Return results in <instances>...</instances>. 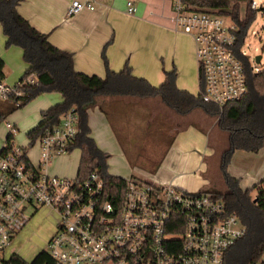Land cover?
<instances>
[{
	"label": "built area",
	"instance_id": "built-area-1",
	"mask_svg": "<svg viewBox=\"0 0 264 264\" xmlns=\"http://www.w3.org/2000/svg\"><path fill=\"white\" fill-rule=\"evenodd\" d=\"M107 0H72L68 17L94 11ZM144 0H123L133 16ZM250 8L258 10L256 0ZM263 9V8H262ZM166 18L175 32L189 35L202 81L201 101L218 108L247 94L244 67L237 48L238 26L229 17L190 8L169 0ZM249 63L254 72L256 64ZM35 83L34 75L15 84L0 82V105L17 106L21 88ZM5 127L15 130L8 122ZM77 133V114L65 112L60 123L38 140V161L28 156L31 146L12 139L0 149V264H32L8 248L40 209L57 216L45 250L53 264H223L224 254L246 236L235 213L215 194L193 193L171 183L123 178L116 188L98 171L86 178L50 174L51 161L69 153ZM113 189L120 191L111 192ZM41 252V251H40Z\"/></svg>",
	"mask_w": 264,
	"mask_h": 264
},
{
	"label": "trees",
	"instance_id": "trees-1",
	"mask_svg": "<svg viewBox=\"0 0 264 264\" xmlns=\"http://www.w3.org/2000/svg\"><path fill=\"white\" fill-rule=\"evenodd\" d=\"M21 0H0V26L6 47L16 46L22 51L26 68L19 81L34 75L35 83L21 88L22 96L17 106L0 105V123L15 110L21 108L41 93H56L61 102L41 111L39 123L26 133L29 146H38L39 138L56 127L62 115L70 109L77 114V133L69 146V152L78 148L80 158L76 177L84 179L98 171L107 183L120 188L124 179L107 172L109 155L100 151L89 137L86 111L99 105L100 100L112 98H158L163 104L180 113L196 107L214 118V129L222 133L225 143L217 154V170L223 189H207L235 213L246 228V236L227 250L223 264H257L264 253V178L249 188H241L238 178L227 173V167L235 151L257 153L264 144V71L254 72L248 57L239 56L244 67L247 94L239 101L218 108L201 101L199 93L192 96L175 86V71L164 72V81L158 87L131 74L127 65L119 72L106 70L103 77L86 75L73 68L72 54L53 46L17 12ZM190 8L213 15L231 18L238 26L240 49L246 31L254 20L256 10L250 8V0H183ZM104 59V58H103ZM105 61V59H104ZM106 64V61H105ZM0 60V82L4 78ZM18 81V82H19ZM200 90H202V81ZM12 139L7 133L5 141ZM111 192L120 191L113 189ZM254 193V194H253ZM18 264L22 262L16 258ZM32 264H53L48 253L41 251Z\"/></svg>",
	"mask_w": 264,
	"mask_h": 264
},
{
	"label": "crops",
	"instance_id": "crops-1",
	"mask_svg": "<svg viewBox=\"0 0 264 264\" xmlns=\"http://www.w3.org/2000/svg\"><path fill=\"white\" fill-rule=\"evenodd\" d=\"M71 1L21 0L16 9L18 14L27 20L33 28L42 34H46L48 41L53 46L72 54L75 71L86 75L103 77L106 70L119 72L127 65L130 67L131 74L134 77L144 79L151 86L158 87L159 85L156 86L155 82H158V84L163 83L165 70L163 69L161 72L158 63L154 60L151 64H147L143 58L142 51L140 53L135 50L134 45L131 43L134 28L131 26L122 28L120 25L121 21L130 20V23L133 22L132 19L134 18L125 13L123 0H107L98 4L94 11L84 10L68 17L66 9ZM152 6L153 0H144L139 3L137 11L140 14H149L153 12ZM161 23L168 27H165L166 29L172 31L168 18H163ZM184 35L190 37L187 34ZM190 39L193 44L191 37ZM4 42L5 38L3 36L2 38L0 37V60L3 63V82L13 71L10 54L18 58L22 52L18 48L4 50ZM189 53L173 57V70L176 75L175 86L177 85L176 88L179 91L197 96L201 90L195 95L178 88L179 84H183L190 78L198 76L199 79L194 55V44L193 49ZM19 74L17 73L16 76H19ZM176 79H179L178 82ZM59 99L61 100L60 96ZM159 101L158 98L142 99L131 97L102 99L99 101V105L86 111V124L89 137L93 140L96 147L108 154L109 157L114 155L122 161L124 171L128 175L117 177L124 179L129 177L135 178V174H139L138 176H142V178L136 179L152 181L158 184L171 183L177 186L180 182L179 175L181 174V168L185 166L191 167L198 158L194 151L195 149H188V146L181 145L180 138L183 135H175L173 138L171 136L174 133H178L179 130L187 132L196 131L199 126L198 128H196L197 126L194 127V122L191 119L192 116L197 115L201 117L204 119L206 125H210L211 128L214 127V118L196 107L191 108L186 113H180ZM56 102L41 99L38 102L39 112L49 109L54 104H58ZM153 102L155 106L160 107L163 114H168L169 112V115L156 120V117L152 114L151 104ZM152 122H154V127L153 129H149ZM196 125H198L197 122ZM119 130L125 135L123 140L119 136ZM134 134L140 138L141 142L147 146H152L153 151L148 159H140L141 157L138 158V154L131 152L136 146L135 142L130 141ZM153 139L156 140L155 143L152 142ZM191 146L193 147V145ZM35 148L36 160L34 162L31 160L33 163L38 161V146H35ZM245 153V169L247 171L251 170L249 173L252 176L248 183L246 181L245 183L241 182L240 187L243 189L251 187L264 178V150H259L257 153ZM250 154L257 155L256 157L258 158L255 159ZM138 160H140V163L137 162ZM108 161L109 159L107 160V168ZM141 161L148 163V172H145L147 170V167H145L146 163ZM51 163L49 173L57 176H64L66 174V170L58 166H52ZM143 169L144 171H142Z\"/></svg>",
	"mask_w": 264,
	"mask_h": 264
},
{
	"label": "rangeland",
	"instance_id": "rangeland-1",
	"mask_svg": "<svg viewBox=\"0 0 264 264\" xmlns=\"http://www.w3.org/2000/svg\"><path fill=\"white\" fill-rule=\"evenodd\" d=\"M256 2L258 6H261V8L264 9V0H256ZM168 5L169 0H153V12L149 14H140L137 11L136 14L133 15V22L129 23L130 20H127L121 21L120 23L122 28L130 26L134 28V35L132 36L131 43L134 45L135 50L140 53L142 51L143 58L147 64H151L153 60L156 61L161 72L163 69L165 71L173 69L174 56L178 57L179 54H190L189 52L193 49L190 37L184 35L182 32H175L173 29L170 31L165 28L167 27L165 24L161 23L163 18H166L167 16ZM2 36L5 38L0 26V37L2 38ZM3 48L6 50L18 47H6L4 42ZM18 49L20 50V48ZM241 51H243L248 58H250L251 64H254V58L256 56H260L261 60L260 63L256 65V68L258 71H264V11L257 10L255 12L254 20L246 31V37L242 44ZM10 61L13 71L5 78V83L8 85L14 84L25 70L22 52L19 54L18 58H15L13 54H10ZM17 73H20L19 76H16ZM176 80L178 82L179 79ZM155 83L156 86L160 85L158 82ZM178 88L197 95L200 92V81L198 76L186 80L183 84H179ZM41 99H48L54 102L57 101L56 103L61 102L56 93L45 92L30 100L21 108L15 110L7 117L6 120L0 123V149L3 146L5 135L9 132V130L5 127L6 122L13 125L15 128L12 132L14 144L22 147L28 146L26 133L30 129L34 128L40 121L41 116L38 102H40ZM151 106L152 114L156 117V120L160 117L164 118L169 115V112L168 114H163L160 107L157 105L155 106L154 102ZM191 119L194 122V127L197 126L196 128H198L199 126L196 131L187 132L185 130H179L178 133H174L171 136V138H173L175 135H183V137L180 138L181 145L188 146V149H195L194 151L198 158V160L194 162V165L191 167L185 166L181 168V172L179 171L181 173L179 175L180 182L176 187L186 189L193 193H199L200 191L207 189L221 190L223 188L221 186L217 170V154L225 143V137L222 133L214 129V127L211 128L210 125H206L204 119L201 117L196 115L192 116ZM196 122L198 125H196ZM150 127L151 128L149 129H153L154 122H152ZM206 129L208 130L205 131ZM119 133L120 138L123 140L125 137V135H123L124 133L120 132V130ZM130 141L135 142L136 146L131 152L138 154V158L141 157L140 159L143 158L146 160L150 157L153 151L152 146H147L141 142L140 138L135 136V134ZM152 142L155 143L156 140L153 139ZM191 145H193V147ZM260 150H264V144ZM245 154L246 153L244 151H235L227 167V173L232 177L238 178L240 184H242L241 182L245 183V181L248 183L250 177L252 176L249 173L251 170L247 171L245 169ZM35 155V146H32V148L29 147L28 156L33 162L36 160ZM250 156L255 159L258 158L256 157L257 155L250 154ZM79 158L80 150L75 148L69 154L53 159L51 165L58 166L59 168L66 170V174H64L65 177H75V171L78 166ZM137 162L140 163V160ZM147 166L148 163L145 164V167ZM148 168L149 167L146 168L147 170H145V172H148ZM47 169L48 172H50V164ZM142 171H144V169ZM107 172L120 177L128 175L124 171L122 161L114 155L109 157ZM138 175L139 174H135L134 177L142 178V176ZM56 219L57 216L55 213L49 209L43 208L38 210L31 217L28 224L13 239L8 251H14L26 261L32 260L37 253L46 250L47 242L54 233ZM257 264H264V253L261 260Z\"/></svg>",
	"mask_w": 264,
	"mask_h": 264
},
{
	"label": "water",
	"instance_id": "water-1",
	"mask_svg": "<svg viewBox=\"0 0 264 264\" xmlns=\"http://www.w3.org/2000/svg\"><path fill=\"white\" fill-rule=\"evenodd\" d=\"M258 10L264 11V9H262V8H259ZM260 60H261V57H260V56H256V57L254 58V62H255V64H256V65L259 64V63H260Z\"/></svg>",
	"mask_w": 264,
	"mask_h": 264
}]
</instances>
